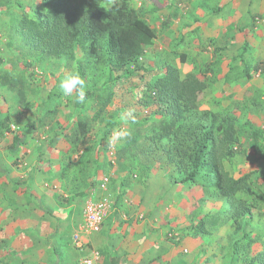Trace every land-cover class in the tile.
<instances>
[{
    "label": "rangeland",
    "instance_id": "1",
    "mask_svg": "<svg viewBox=\"0 0 264 264\" xmlns=\"http://www.w3.org/2000/svg\"><path fill=\"white\" fill-rule=\"evenodd\" d=\"M84 1L68 0L66 4ZM91 1L106 10L121 0ZM127 2L154 30L155 38L135 60L113 68L78 46L70 57L39 56L23 45L16 25L23 13L32 17L44 11L42 0H0V80L7 75L0 83V147L12 157L14 149L26 148L22 144L27 141L67 144V150L63 148L67 166L80 181L70 185L77 191L73 230L67 228V263L81 264L82 256L92 254L95 264H107L114 252L119 253L112 259L114 264L123 262L121 257L129 252L127 220L144 226L149 233V238L144 237L147 243L162 241L159 248H147L151 256L163 251L186 258L208 246L231 253L233 242L244 230L256 238L238 253L246 264L248 257L264 249V0ZM191 20L198 23L196 28H191L195 24ZM168 65L176 67L181 77L195 71L203 80L205 88L196 109H209L218 117L234 120L238 151L224 159L223 166L243 182L232 198L218 196L212 180L203 173L194 182L179 183L182 174L165 164V155L150 139L167 118L163 107L153 100L150 87ZM245 65L250 78L245 76ZM72 72L85 80L84 103L64 96L59 87ZM107 95L111 99L99 111L97 101ZM196 109L187 114L188 122L197 118ZM79 123L86 124L85 134ZM16 136L21 138L20 144H14ZM25 154L27 151L13 156L14 164ZM104 175L109 179L104 192L108 212L98 232L88 236L87 245L77 248L73 239L76 231H82L83 204L89 189ZM127 188L131 193L127 194ZM54 194L61 202L58 207H66V197ZM240 204L248 209L238 219L241 229L235 230L228 218L213 230L218 239L208 242L198 227L200 220L209 219L207 215L224 218ZM197 238L205 241L195 244ZM167 263L174 264L173 259L168 258Z\"/></svg>",
    "mask_w": 264,
    "mask_h": 264
},
{
    "label": "trees",
    "instance_id": "2",
    "mask_svg": "<svg viewBox=\"0 0 264 264\" xmlns=\"http://www.w3.org/2000/svg\"><path fill=\"white\" fill-rule=\"evenodd\" d=\"M66 1L42 0L44 11H37L32 17L22 14L16 33L24 46L39 56L52 58L70 57L74 46H78L86 55L105 61L113 68H121L139 57L144 47L151 45L155 38L154 30L136 9L128 5L127 0H121L106 10H101L91 0L69 5ZM181 61H184L183 56ZM83 73L80 70V74ZM245 76L250 78L246 70ZM6 78L7 75H3L0 83ZM150 88L153 100L167 114L160 130L153 132L150 139L156 148L162 150L165 164L175 166L182 174L178 182H194L203 173L212 180L218 196L232 198L243 182V178L229 175L223 166V160L232 158L238 151L234 120L229 116L218 117L209 109H196L205 84L195 71L186 72L181 77L176 67L168 65L164 75ZM110 99V95L100 98L98 110H103ZM193 109H196L197 118L188 122L186 116ZM79 125L85 134L86 124ZM161 139L166 143H161ZM19 143L21 138L14 137V144ZM235 206L224 218L207 215L209 219H201L200 232L208 233L207 224L215 228L228 218L232 219L235 230L241 229L238 219L248 209L243 204ZM255 239L242 230L240 238L233 242L232 260L238 259L239 251ZM242 241H246L243 246ZM247 259L246 264H264V249Z\"/></svg>",
    "mask_w": 264,
    "mask_h": 264
},
{
    "label": "crops",
    "instance_id": "3",
    "mask_svg": "<svg viewBox=\"0 0 264 264\" xmlns=\"http://www.w3.org/2000/svg\"><path fill=\"white\" fill-rule=\"evenodd\" d=\"M189 22L195 23L191 28L198 26L193 20ZM22 146L26 148L14 149L13 156H21L25 151L27 154L24 159L18 158L15 164L13 156L0 147V264H73L72 260L68 263L65 260L70 242L67 228L73 230L77 191L74 185L72 188L70 185L80 181L73 178L74 171L67 166L68 156L63 151L64 147L67 150V144L58 140L53 146L47 141L42 144L27 141ZM135 186L132 185L133 188ZM128 189L127 194L131 193ZM89 190L90 193L93 189ZM54 193L66 197V207H58L61 202ZM58 210L64 214L59 215ZM129 223L127 220L124 222L129 252L121 257L125 260L120 264H168V258L173 259L174 264H242L240 258L232 260V252H219L220 248L209 246L206 251L196 249L186 258L174 253L168 256L163 251L151 256L147 248H159L162 241L154 243L150 240L147 243L144 237L149 238V233L145 232L144 226ZM213 230L209 229L204 237L208 242L218 239ZM118 254L112 253L107 264H114L112 259L116 260ZM88 257L93 258V255L82 256L81 264ZM93 262L95 264L96 260Z\"/></svg>",
    "mask_w": 264,
    "mask_h": 264
},
{
    "label": "built area",
    "instance_id": "4",
    "mask_svg": "<svg viewBox=\"0 0 264 264\" xmlns=\"http://www.w3.org/2000/svg\"><path fill=\"white\" fill-rule=\"evenodd\" d=\"M108 152L112 153V146ZM108 177L106 175L98 179L96 187L89 193L82 207V231H76L74 243L77 248H84L88 242V236L98 232L108 212V196L104 194L107 190ZM98 191V192H97ZM93 258H84L82 264H93Z\"/></svg>",
    "mask_w": 264,
    "mask_h": 264
},
{
    "label": "clouds",
    "instance_id": "5",
    "mask_svg": "<svg viewBox=\"0 0 264 264\" xmlns=\"http://www.w3.org/2000/svg\"><path fill=\"white\" fill-rule=\"evenodd\" d=\"M59 87L64 96L74 97V99L79 103L85 102L86 83L79 73H69L61 80Z\"/></svg>",
    "mask_w": 264,
    "mask_h": 264
}]
</instances>
